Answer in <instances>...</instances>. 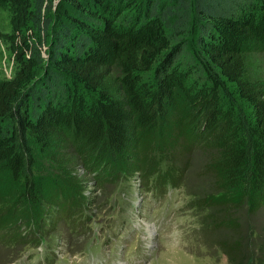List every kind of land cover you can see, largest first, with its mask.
<instances>
[{
  "label": "trees",
  "instance_id": "16d2710c",
  "mask_svg": "<svg viewBox=\"0 0 264 264\" xmlns=\"http://www.w3.org/2000/svg\"><path fill=\"white\" fill-rule=\"evenodd\" d=\"M0 8L16 65L0 80V176L12 180L9 188L0 184V197L15 194L34 209L63 205L58 196L66 192L67 210L82 209L73 151L90 154L88 169L104 158L96 175L109 153L122 152L133 156L124 166L145 185L152 176L179 185L203 137L205 168L219 191L208 198L231 232L223 249L230 259L241 254L252 236L231 212L246 203L254 215L264 207V79L249 64L264 53V0H0ZM136 136L140 148L131 153ZM171 146L180 151L167 169L162 162ZM49 166L61 169L72 193L53 187L44 201L42 186L50 182H38L30 170ZM118 175L96 178L104 184ZM10 205L0 208V234L11 243L39 239L22 227L43 230L42 219L27 212L18 222L20 207ZM6 209L13 215L5 220ZM258 232L245 247L254 254L251 264H264Z\"/></svg>",
  "mask_w": 264,
  "mask_h": 264
},
{
  "label": "rangeland",
  "instance_id": "374dc122",
  "mask_svg": "<svg viewBox=\"0 0 264 264\" xmlns=\"http://www.w3.org/2000/svg\"><path fill=\"white\" fill-rule=\"evenodd\" d=\"M9 30L8 14L0 8V80L11 78L16 70L14 53L4 36ZM249 64L254 76L264 79V53L251 55ZM242 109L240 111L249 110L246 106H242ZM134 137L133 134L132 138ZM196 141L198 142L187 156V168L182 175L180 187L172 189L162 187L163 185L158 187L155 179L149 185H145L138 171L128 172L129 167L124 166V163L128 164L126 161L134 160L133 156L129 154L128 157H124L122 152L109 153L106 156L108 158L106 164L97 174L119 175L104 184L99 183L93 170L104 163V158L88 169L85 165L91 157L89 153L70 152L68 157L69 163L73 166L74 181L79 184L80 192L82 191L84 195L81 197L77 193L81 198L77 197L76 200L83 201L85 207L82 208L88 210V224L90 223L88 229L92 233L97 232L102 241L98 240L92 244L86 255L68 258L65 264H251L254 254H249L245 247L248 246V242L251 244L252 239L255 241L259 239V229L264 232V207L254 215L246 203L243 207H239V210L231 212L236 214L243 231L252 238L247 243L244 241L245 247L241 254H235L233 256L235 259H230L223 245L232 242L229 237L231 232L224 225L219 224L218 220L222 217V212L218 207L213 206L208 198L219 192L215 189V180L205 168L210 161V152L209 149L204 148L203 137H198ZM140 143L136 136V140L134 139L130 144L129 152L135 151L137 146L139 149ZM171 147H168L170 150L165 152L167 157L162 162L167 169L172 165L176 155H179L177 151H180L174 146ZM36 154L40 155L38 151ZM180 157L183 159L182 155ZM41 163L50 162L42 160ZM54 167L49 166V170L47 168L30 170L31 175L38 182H41V178H46L50 182L49 185L42 186L44 201H48L53 187H61L69 191L65 185L67 177L65 179L60 168L55 167V170ZM119 168H122L123 172H119ZM245 180L248 181V174ZM0 181H5L0 183L2 188H9L7 183L12 182L6 173L1 174ZM11 190L7 189L4 194L13 192ZM159 191H163V195ZM60 194L58 199L63 205L53 206L52 203L41 202L33 209L30 203L25 202L26 205H20L21 201L13 199L15 197L13 194L10 195L13 200L6 196L0 197L2 202L0 208H7L9 203L10 206L15 204L17 208L20 207L15 213L18 222H20L19 218L24 219L27 212L38 215L42 219L43 230H31L29 225L24 224L22 227L24 232L35 231L37 237L46 239L43 247L45 248L48 243L47 250L51 254L55 252L69 257L84 250L89 236L82 235L81 232H73L68 227L70 225L75 228L80 219L76 212L81 208L76 212L67 210L70 204L67 201L69 198L66 197V192L63 196ZM11 215L13 214L8 209L4 215L5 220ZM244 235L247 236L245 233ZM119 238H122L123 242L116 255H112L111 248L100 247L101 242L105 246ZM9 239L10 236L0 238V264H28L21 258L28 256L31 250L27 249L33 245L29 244L26 250H21L24 248L23 243L7 245L5 241ZM93 239L94 236L91 240ZM258 253L260 254V251ZM45 263L43 259V264Z\"/></svg>",
  "mask_w": 264,
  "mask_h": 264
}]
</instances>
